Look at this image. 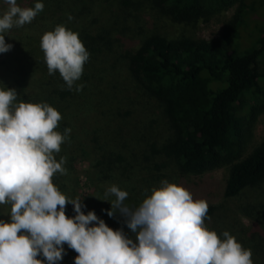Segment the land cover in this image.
<instances>
[{"label": "trees", "instance_id": "obj_1", "mask_svg": "<svg viewBox=\"0 0 264 264\" xmlns=\"http://www.w3.org/2000/svg\"><path fill=\"white\" fill-rule=\"evenodd\" d=\"M41 2L43 10L30 23L8 30L5 42L12 48L0 53V87L15 89L18 101L48 103L62 117L56 130L63 134L65 128L70 129L60 152L54 153L57 162L65 158L66 172L51 178L66 198L77 199V164L86 154V141L92 146L89 170L97 185L93 203L81 209L85 214L94 211L113 230L121 228L134 237L119 213L109 217L102 211L110 209V204L99 199L105 198L109 186L116 185L128 192L124 204L139 206L160 179L157 173L166 160L174 162L181 176L228 166L226 198L264 183V135L249 154H243L247 117L254 119L264 112V0ZM17 3L30 8L35 0ZM231 6L236 9L221 37L169 36L155 31L138 37L143 29L137 31L136 25L146 12L156 19L196 25ZM57 25L77 33L89 53L72 90L58 71L48 74L40 48L42 35ZM247 28L251 43L242 48L239 42ZM121 58L141 93L159 109L155 117L143 119L151 121L147 133L127 130L123 135L122 127L114 126V121L131 113L115 101L114 74ZM77 85H83L80 91ZM247 95L253 99L249 107L244 106ZM215 209L208 205L205 223ZM65 215H75L71 204L65 206ZM244 248L250 249V237L244 239ZM64 249L57 264H73L78 254L67 245ZM259 264H264V248Z\"/></svg>", "mask_w": 264, "mask_h": 264}, {"label": "clouds", "instance_id": "obj_2", "mask_svg": "<svg viewBox=\"0 0 264 264\" xmlns=\"http://www.w3.org/2000/svg\"><path fill=\"white\" fill-rule=\"evenodd\" d=\"M0 2L7 5L0 12V53H6L12 45L5 33L30 23L44 4ZM40 48L48 74L58 71L72 90L89 59L78 34L57 25L42 35ZM61 118L48 103L18 101L15 89L0 87V205L10 206L8 219H0V264H57L64 245L78 254L73 264H253L251 250L228 231L218 236L206 227L205 200L166 180L135 208L123 203L128 192L116 185L99 199L110 204L102 211L109 217L119 213L134 237L113 230L94 211L85 214L82 200L66 198L51 179L66 172L65 158L54 157L70 132L56 130ZM67 204L75 215H65Z\"/></svg>", "mask_w": 264, "mask_h": 264}, {"label": "rangeland", "instance_id": "obj_3", "mask_svg": "<svg viewBox=\"0 0 264 264\" xmlns=\"http://www.w3.org/2000/svg\"><path fill=\"white\" fill-rule=\"evenodd\" d=\"M7 5L0 2V12L5 11ZM236 6L222 9L220 13L213 15L210 20L200 21L196 25H184L173 23L169 19L160 17L156 19L149 12H146L136 25L137 31L143 29L138 37H144L148 33L155 31L169 36L188 34L197 38H217L225 32L224 24L235 12ZM249 29L244 30L239 46L245 48L251 43ZM132 38L131 36H129ZM5 40H9V31L5 33ZM127 45L126 41H123ZM117 72L114 79L118 84L115 101L120 102L123 110L130 111L129 116L124 120L114 121V126L123 129V135L127 130L141 131L147 133L151 121L145 119L155 117V111L159 112L154 102H151L147 95H143L137 82L130 76L128 65L125 60L119 59ZM244 106L249 107L253 103L250 95L246 96ZM244 131L243 154H249L262 140L264 135V112L256 115L253 119L247 117ZM149 136V135H148ZM86 154L81 157L77 164L79 178L76 189L77 199L82 200L87 208L91 206L95 199L96 182H93L89 160L92 146L86 141L84 144ZM84 149V148H83ZM87 153L89 156L87 157ZM160 179L153 188H158L161 181H168L186 188L194 200L203 199L208 205L215 206L214 215L205 223L206 227L214 230L219 236L223 231H228L244 248V239L250 237L251 259L253 264H259L261 260V250L264 248V183L255 187L245 189L236 197L226 198L224 196V186L228 176V166L207 171L200 175L187 174L181 176L174 162L166 160V166L157 173ZM2 205L1 217L8 219L10 206Z\"/></svg>", "mask_w": 264, "mask_h": 264}]
</instances>
